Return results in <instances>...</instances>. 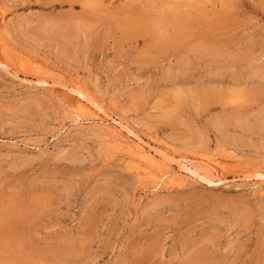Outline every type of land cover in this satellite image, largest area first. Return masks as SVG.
<instances>
[{
    "label": "rangeland",
    "instance_id": "1",
    "mask_svg": "<svg viewBox=\"0 0 264 264\" xmlns=\"http://www.w3.org/2000/svg\"><path fill=\"white\" fill-rule=\"evenodd\" d=\"M0 37V264H264V0H0Z\"/></svg>",
    "mask_w": 264,
    "mask_h": 264
},
{
    "label": "bare ground",
    "instance_id": "2",
    "mask_svg": "<svg viewBox=\"0 0 264 264\" xmlns=\"http://www.w3.org/2000/svg\"><path fill=\"white\" fill-rule=\"evenodd\" d=\"M177 24H178L177 25L178 26L177 31L179 32L183 29V27L187 23L181 22V23H177ZM0 39H1V37H0ZM2 41H3V39H2ZM3 44H1V45H3ZM1 47H2L1 50L3 51L4 47L3 46H1ZM9 50H11V49L4 48L3 53L8 52ZM4 59H6V61L8 60L9 65L11 64V66H13L12 64H19V63L21 64L22 62H24V59L21 58L20 54H17V55H15V54L8 55L7 54V57L6 58L4 57ZM39 84H40V87L42 86V88H43V86H48L47 82H41L40 81V83H38V85ZM64 89H66V87ZM67 91H68V93L63 92L61 94V99L64 101V103L67 105V107L70 110L75 112L76 122L77 121L82 122L84 120L82 118L83 116L85 117V119H86V116H88L93 122H96V123L100 122L101 124H104L105 122H107L106 120L102 119L99 116L100 115L99 112H101V109L99 108V106L95 102H93L91 99H88V97H85L83 92H77V91H74L73 89L71 90L68 88H67ZM113 124H115L119 128L120 131H126L128 135H130L133 139H135L137 141V143H135L133 140H130V138L126 139L128 137H125L124 141H122V140L121 141H119V140L115 141L117 143V144L115 143L116 144L115 148L118 149L120 152H122L125 156H127V158L129 159V161L131 163H133V164L137 163V166L134 165L132 167V169H134L135 172L138 175H141V177H143L145 180L153 181L155 190L160 188L161 185H163V184L166 185L165 187H167V186H169V187H174V186L181 187L185 184V176L187 177V179H192V180H196V181H198V180L203 181V182L210 184V185L213 184L212 181H208L205 178L200 177L196 173L194 166H192L190 164H183L182 162H180L178 160L177 161L174 159L170 160L166 157L165 153H163L159 149L152 147L150 144L143 142V140H141L139 137L132 135L131 132H129L123 126V124L121 122H117V123L113 122ZM109 128L111 129V127H109ZM113 139H114V137H113ZM120 139H122L121 136H120ZM140 144H143V145H140ZM205 163H206L205 167L206 168L209 167L208 168L209 171L211 170L210 167L212 169H214V167H212V166L216 165V164H214L215 163L214 160H207V161H205ZM169 164L176 165L179 170L177 172L174 171L173 169L171 171H168V169H166V168H167V166H169ZM169 167H171V166H169ZM259 178L261 180H264V173L260 174Z\"/></svg>",
    "mask_w": 264,
    "mask_h": 264
}]
</instances>
